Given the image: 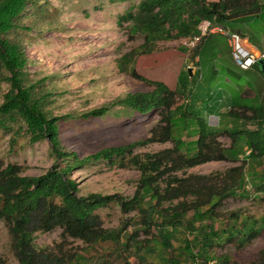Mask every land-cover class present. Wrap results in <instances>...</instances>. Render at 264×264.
I'll list each match as a JSON object with an SVG mask.
<instances>
[{
  "label": "trees",
  "instance_id": "obj_1",
  "mask_svg": "<svg viewBox=\"0 0 264 264\" xmlns=\"http://www.w3.org/2000/svg\"><path fill=\"white\" fill-rule=\"evenodd\" d=\"M33 7H37L36 0H0V84L7 85L0 104V130L11 135V145H15L23 134L28 136L29 144L47 141L54 158L50 169L37 177L22 176L19 166L3 167L0 163V222L8 229L18 264H79L82 257L66 256L61 253L59 245L57 251L36 249L35 233L57 229L61 230L62 241L72 239L87 247L110 242L116 250L120 247L122 252L133 256L135 264H146L147 258L157 264H227V257L215 256V248L228 241L245 247L262 228L256 227L255 222L241 219L239 213H230L221 219L216 212L223 200L236 196L238 192L244 193L248 178L243 166L228 169L224 186L218 190L207 189L206 199L191 208L183 203L164 208V202L167 198L179 199L189 193L201 195V181L207 180L208 176H190L186 182L188 185L173 177L174 181L167 187L170 189H161L159 181L170 172H185L210 162L236 163L242 159L243 163H248L259 159L257 165L262 167L264 103L257 109H249L248 115L244 111H230L240 117L242 126L217 132L208 126L206 119L184 111V105H175L177 96L185 95L187 69L178 75L174 90L162 82L149 81L131 69L128 71L132 77L152 86L153 90L129 93L78 117L55 116L46 108L50 93L42 92L40 81H34L27 73L28 58L20 39L21 31L31 29L21 24V19L31 18L34 11L28 14V9ZM262 7L264 4L258 0H139L134 10L120 17L119 24L125 22L127 33L142 37L138 55H143L150 54L159 41L197 36L202 21L221 25L242 19L253 20L259 16ZM200 46L194 49L195 54ZM135 55L134 52L125 54L118 60L122 72H128V64ZM115 107L119 109L114 110ZM153 112H159L160 119L148 138L104 148L86 157L66 151L59 137L60 123L69 119L87 120L107 114L123 119ZM178 121L183 124V131L188 130L190 122L195 124L190 130L196 137L191 142L193 152L181 135H177ZM248 124H255V128H247ZM221 133L230 137V146L220 143ZM241 139L244 144L241 149L248 150L246 156L237 149ZM167 142L172 144L169 149L134 154L138 147ZM98 163L106 164L109 169L136 168L140 179L133 197L97 193L79 195L78 183L71 178V173ZM263 178L260 177L254 185L261 194H264ZM174 183L176 187L171 189ZM111 204H117L125 215L136 213L138 229L125 233L123 228H102L97 212ZM140 232L149 238L139 241ZM173 241L179 242L177 248L173 247ZM0 264H6L1 257ZM124 264L132 263L125 257ZM253 264H264V250L262 261Z\"/></svg>",
  "mask_w": 264,
  "mask_h": 264
},
{
  "label": "rangeland",
  "instance_id": "obj_2",
  "mask_svg": "<svg viewBox=\"0 0 264 264\" xmlns=\"http://www.w3.org/2000/svg\"><path fill=\"white\" fill-rule=\"evenodd\" d=\"M258 1L264 4V0ZM138 2L139 0H36V9H28V14L34 11L32 17L22 18L21 24L28 25L31 29L21 31L20 39L28 58V75L34 81H40L42 92L50 93L47 110L55 116L78 117L129 93L152 91V86L129 74L128 70L131 69L149 81L162 82L174 90L178 75L191 68L193 80L188 73L185 95L177 96L175 105H184V111L206 119L208 126L214 131H225L224 118L219 113L223 106L220 101L225 75H252L231 64L228 58L229 53L231 55L228 37L221 32L209 33L196 54L194 48L186 45L189 39H181L159 41L150 54L138 55L139 46L143 43L142 37L127 33L125 22L119 24L120 17L129 10H134ZM215 27L229 33H233L235 29L245 30L244 38H247V42L264 50V7L253 20L237 25L223 23ZM238 34L241 35L240 32ZM133 52L136 55L128 64V72H122L118 60ZM250 81L254 83L252 77ZM6 91L7 85L0 84V104ZM249 104L250 100L245 96L242 106L248 107ZM116 109L119 108L115 107L114 110ZM178 116L179 113L176 114ZM159 119V112L123 119H116L110 114L87 120L69 119L60 123L59 137L66 151L86 157L104 148L148 138ZM237 122H231L234 128H237ZM177 125V135H181L193 152L191 142L196 137L190 130L194 129L195 124L190 122L187 131L181 130V122L178 121ZM10 137V134L0 130V163L3 167L17 165L21 168L22 176L30 177L40 176L50 169L54 158L47 141L29 144L28 136L23 134L15 145H11ZM219 141L226 147L231 144L227 134L221 133ZM242 142V139L238 141L237 149L245 152L246 156L248 150L246 147L245 150L241 149L244 146ZM171 147L170 142L149 144L136 148L134 154L156 153ZM242 161L210 162L185 172H170L159 181L161 189H170L167 187L174 178L188 185L186 182L190 176H208L207 180L201 181V195L189 193L179 199L167 198L164 202V208L177 203L191 208L206 199L207 189L218 190L224 186L228 169L243 166V172L248 178L244 193L238 192L236 196L223 200L216 212L221 219H225L230 213H239L241 219L249 223L255 222L256 227L262 228L260 234L245 247H240L238 242L228 241L215 248V256L227 257V264L260 263L264 250V194L258 193L254 186L260 177H264V158L262 167L257 165L259 159L248 163ZM71 178L78 183L81 196L97 193L129 199L137 189L140 172L134 167L109 169L106 164L98 163L74 171ZM170 187H176V183ZM97 214L102 228L106 230L123 228L125 233H132L137 228V214L125 215L117 204H111ZM60 235L59 229L49 233H35L34 245L37 250L53 251H57L59 245L61 253L66 256L82 257L79 264H124L125 257L135 264L133 256L122 252L120 247L116 250L110 242L87 247L72 239L62 241ZM137 237L139 241L149 238L143 232L138 233ZM11 243L7 227L0 222V257L6 264H18ZM172 245L177 248L179 242L173 241ZM150 262L157 264L155 260L147 258L146 264Z\"/></svg>",
  "mask_w": 264,
  "mask_h": 264
},
{
  "label": "crops",
  "instance_id": "obj_3",
  "mask_svg": "<svg viewBox=\"0 0 264 264\" xmlns=\"http://www.w3.org/2000/svg\"><path fill=\"white\" fill-rule=\"evenodd\" d=\"M245 21L246 19H242V20L234 21L232 23L237 25L240 22H245ZM244 31L245 30L243 31H236V29L234 30V32L236 33L240 32L241 34L240 36L244 40L248 49L264 54V50L262 48H259L254 44H250L249 42H247V38L246 39L244 38L245 37ZM228 58L230 59L231 64L237 66L230 53L228 55ZM196 60L197 58H195V62ZM246 72H250V74L252 75H247V77H243L242 75H225L223 82L224 87L221 90L222 100L220 101L221 105L223 106L222 108L219 109V113L222 114L224 118L225 130L231 131L234 128V125L231 124L232 121L235 122L238 121L237 127L242 126L240 117L237 118L235 114H230L229 113L230 111H234V112L244 111L245 114L248 115L250 114L249 109H257L260 105L264 103V87L262 88V85L264 84V78L263 75L261 74V71L258 70V66H255L252 69L247 70ZM251 77L254 83L250 81ZM243 78L244 81L242 80ZM245 96L250 100V104L248 107L242 106V102L245 99ZM247 128L254 129L255 124H248ZM247 153L248 152H246V154Z\"/></svg>",
  "mask_w": 264,
  "mask_h": 264
},
{
  "label": "built area",
  "instance_id": "obj_4",
  "mask_svg": "<svg viewBox=\"0 0 264 264\" xmlns=\"http://www.w3.org/2000/svg\"><path fill=\"white\" fill-rule=\"evenodd\" d=\"M199 34L188 40L186 45L190 48L196 49L203 39L213 32H221L228 37L229 45L231 47V55L235 64L243 71H247L257 66L260 61H264V54L255 52L247 48L244 40L238 33H229L222 28L215 27L210 21H202L198 26Z\"/></svg>",
  "mask_w": 264,
  "mask_h": 264
},
{
  "label": "water",
  "instance_id": "obj_5",
  "mask_svg": "<svg viewBox=\"0 0 264 264\" xmlns=\"http://www.w3.org/2000/svg\"><path fill=\"white\" fill-rule=\"evenodd\" d=\"M258 65L260 66V71H261V74L263 75V78H264V61H260L258 63ZM188 73L190 74V76L192 75V69L191 68L188 69Z\"/></svg>",
  "mask_w": 264,
  "mask_h": 264
}]
</instances>
